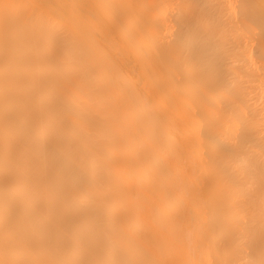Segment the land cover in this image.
<instances>
[{
    "label": "bare ground",
    "instance_id": "6f19581e",
    "mask_svg": "<svg viewBox=\"0 0 264 264\" xmlns=\"http://www.w3.org/2000/svg\"><path fill=\"white\" fill-rule=\"evenodd\" d=\"M0 264H264V0H0Z\"/></svg>",
    "mask_w": 264,
    "mask_h": 264
}]
</instances>
